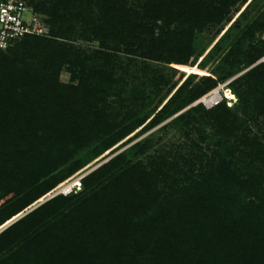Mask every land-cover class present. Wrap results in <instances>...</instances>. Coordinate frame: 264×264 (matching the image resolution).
<instances>
[{
    "label": "trees",
    "instance_id": "trees-1",
    "mask_svg": "<svg viewBox=\"0 0 264 264\" xmlns=\"http://www.w3.org/2000/svg\"><path fill=\"white\" fill-rule=\"evenodd\" d=\"M24 1L46 31L0 51V226L137 128L178 112L171 123L212 148L205 160L177 152L144 163L131 157L152 140L130 145L79 192L3 228L0 264H264V142L247 123L264 119V0ZM215 26L197 49V33ZM221 53L215 74L179 78L138 110L147 88L169 84L153 62L201 67ZM243 68L226 86L232 105L191 106Z\"/></svg>",
    "mask_w": 264,
    "mask_h": 264
},
{
    "label": "rangeland",
    "instance_id": "rangeland-1",
    "mask_svg": "<svg viewBox=\"0 0 264 264\" xmlns=\"http://www.w3.org/2000/svg\"><path fill=\"white\" fill-rule=\"evenodd\" d=\"M243 8L244 7H241V9ZM24 16L27 17L28 13H26ZM236 16L237 14L234 15L233 18H235ZM228 25L225 26V29L227 28ZM43 26L46 31V27L44 24ZM219 28L220 26L209 27L205 29L204 31L197 33L198 34V39L196 40L197 49H201L207 43H209V41L212 39L213 35L215 34V32H217ZM223 31L218 35V37L223 33ZM216 40L217 39L213 41L212 45L215 43ZM80 42L82 43V45H90L93 47L97 45V41L86 42V41L80 40ZM212 45L208 47L206 52L210 49ZM222 56H223V53H221V56H219L217 59L208 60L201 67L197 66V64L190 67L186 64L182 66H178L175 64H166L162 62L154 63L153 62L152 63L153 66H156V68L160 69L164 73L165 77L168 78L169 84L161 85L157 89H154L153 87L147 88L149 91L148 93L149 99L147 103L149 105L144 107V109L139 107L138 110L145 112L148 109L154 107L157 101L162 97V95L166 94L168 89H170L169 87H171L174 83H176L179 78H181V81L179 82L180 84L182 80L190 73H196L195 77L192 78L193 82H197L202 75H212L214 71L216 70L217 66L221 64V60L219 61V59ZM202 57L203 55L199 58V60H201ZM246 70L247 68H243L239 70L235 75L231 76L228 79V81L230 82L234 80L235 78L243 74ZM60 79H61V82L62 81L69 82L70 81L69 73L66 71L61 72ZM197 101L192 103L191 106L196 104ZM187 108L188 107H186L185 109ZM230 108L232 109V107ZM178 114L179 112L164 119L163 121L159 122L158 124H156L155 126L151 128L144 129L142 131H139L141 127L137 128L130 135H128L127 137L122 139L119 143H117L118 145H120V143L126 141L122 143L123 145L118 147L116 144L111 149L107 150V152H104L103 154L98 156L99 158L97 157L93 161L87 163L82 169H80L79 171H76L75 173L67 177L68 179L66 178L67 179L66 181L65 180L64 181L68 182L71 180L72 182L79 178H80V181H82V178L86 174L90 173L91 170H94L95 168H97L99 165L107 161L109 158H111L115 154L125 150L127 147H129L130 145L136 142H142L143 140H146V139L152 140L151 142H147L148 148L146 149V151H144L143 154H138L135 157L134 156L131 157V159L142 160L145 163L150 157L153 158L154 156H157V155H167L168 153L176 154L177 152L184 154V155H189L190 156L189 158H192V159L195 156L206 159L208 156L211 155V151H210L212 148L211 143L209 142V140L201 141V134L195 131L194 129L192 128L189 129V127L185 128L181 124H178V123L176 124L171 123ZM245 119L246 118H244V120ZM256 120L257 122L247 119V123L249 127L251 128L252 132L255 133L254 136L258 138L260 141L264 142V119H262L261 117H258L256 118ZM192 126H195V125H192ZM206 132L207 134H210L211 130L209 128H206ZM237 135H239V133ZM249 135L253 139L254 137V136L252 137L253 134H249ZM228 140L230 144L232 142L238 141V139L234 137H231ZM193 143L195 146H198L199 149L196 148L194 151H191L189 146H191ZM116 146L117 148L115 150H112ZM198 164L199 162L196 161V165ZM81 188H82V184H81ZM81 188L77 192H79ZM77 192H73V193H77ZM41 198L37 199L35 202L29 205L23 212L16 215L15 218L13 217L12 220L11 219L8 220L10 222L7 221L2 226H0V231L6 226H8L10 223L14 222L19 217L23 216L28 211L32 210L34 207L45 202V200H42Z\"/></svg>",
    "mask_w": 264,
    "mask_h": 264
},
{
    "label": "built area",
    "instance_id": "built-area-1",
    "mask_svg": "<svg viewBox=\"0 0 264 264\" xmlns=\"http://www.w3.org/2000/svg\"><path fill=\"white\" fill-rule=\"evenodd\" d=\"M26 13L27 17L24 16ZM44 31L40 15L34 13L24 0H0V51L9 48L25 35H41ZM228 83L229 81H225L219 84L198 99L197 103L200 102L205 108H210L225 98L226 104L232 105L236 98L226 87ZM62 182L45 193L41 199L46 201L57 195L65 196L81 188L80 178L72 182L71 180Z\"/></svg>",
    "mask_w": 264,
    "mask_h": 264
},
{
    "label": "bare ground",
    "instance_id": "bare-ground-1",
    "mask_svg": "<svg viewBox=\"0 0 264 264\" xmlns=\"http://www.w3.org/2000/svg\"><path fill=\"white\" fill-rule=\"evenodd\" d=\"M66 180H67V179H66ZM66 180H65V181H66ZM65 181H63L62 183H66Z\"/></svg>",
    "mask_w": 264,
    "mask_h": 264
},
{
    "label": "water",
    "instance_id": "water-1",
    "mask_svg": "<svg viewBox=\"0 0 264 264\" xmlns=\"http://www.w3.org/2000/svg\"><path fill=\"white\" fill-rule=\"evenodd\" d=\"M15 218V217H14ZM12 220V219H11ZM8 222H10V221H8Z\"/></svg>",
    "mask_w": 264,
    "mask_h": 264
}]
</instances>
